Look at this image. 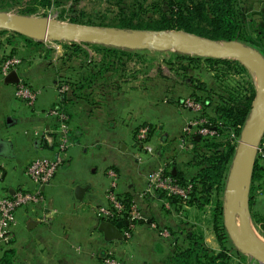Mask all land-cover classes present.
<instances>
[{
  "label": "crops",
  "instance_id": "0c3cea01",
  "mask_svg": "<svg viewBox=\"0 0 264 264\" xmlns=\"http://www.w3.org/2000/svg\"><path fill=\"white\" fill-rule=\"evenodd\" d=\"M236 2L235 6L241 15L250 16L246 21L257 25L258 33L264 36V0ZM0 85L10 93V100L0 105L4 107L0 112V197H3L15 190L32 187L24 176V169L33 158L54 155V147L46 142L44 134L56 122L45 111L52 107L57 96L54 88L45 96L41 93L46 91L41 89L35 103L30 106L16 100L15 83H6L1 79ZM184 87L185 96H188L191 87L186 82ZM131 90L125 102L116 98L114 102L107 100L102 105L91 101L86 105H76L74 110L69 108L68 124L72 145L66 151L63 165L43 188L44 203L18 210L11 246L23 244L31 247L43 243L49 249L71 248V251L83 253L79 245L82 246L86 240L91 241L92 236L100 235L104 243L110 242L98 230L102 219L95 211L97 206L107 203L110 179L106 172L110 168L117 174V194L136 201L146 218V222H131L129 241L121 239L110 242L109 248L113 252L117 253L118 249L121 252L125 247L130 251L136 249L140 245L142 231L147 227L183 226L180 221L175 223L186 210H178L179 207L172 206L170 202L167 206L165 198L157 196L147 195L141 200L140 194L146 187L148 174L158 166L168 168L170 173L174 169L172 175L176 171L186 170L185 164L191 150L179 148L178 138L184 125L195 113L181 107V99L174 100L172 94L162 93L153 98L139 93L137 89ZM20 119L30 145L24 148L25 156L16 158V138L12 129ZM142 123H148L154 128L151 137V144L156 150L154 155L136 146L135 129ZM199 137L195 135V139ZM76 186L85 187L81 199L74 195ZM250 196L249 190V200ZM251 201V204L248 201L250 216L251 212L257 214L255 208L260 205L264 211V184L261 181L256 183ZM184 209H190V206ZM259 219H264V212ZM128 225V220L123 218L116 226ZM74 238L84 241L76 244ZM210 247L215 249L212 245ZM92 253V250L89 251L90 256ZM130 258L128 261L133 262L134 259Z\"/></svg>",
  "mask_w": 264,
  "mask_h": 264
},
{
  "label": "rangeland",
  "instance_id": "374dc122",
  "mask_svg": "<svg viewBox=\"0 0 264 264\" xmlns=\"http://www.w3.org/2000/svg\"><path fill=\"white\" fill-rule=\"evenodd\" d=\"M27 1L22 0L10 8L0 6V12H4L7 15H23L22 11L27 6ZM56 2L59 3L57 4ZM110 2V0H55L51 7L47 9L40 8L28 16L48 17L63 23H75L70 21L72 17H75L82 22L77 24L115 27L110 26L117 24L115 21L116 8ZM236 4L238 5L237 2ZM144 16L146 17V15ZM248 17L250 16H241L245 25L244 32L249 37L258 31V26L246 21ZM173 30L176 29L165 31ZM240 42L248 45L243 41ZM73 44H76L79 48H74ZM95 44L98 43L51 39L36 40L23 35L15 36L11 31L0 28V65L4 58L16 57L20 60L19 67L17 68L19 79L27 83L38 94L46 91V93H41L42 96H45L47 92H51L49 91L50 89L54 88L57 102L60 95L65 93L67 100L62 104V109L66 112L67 116L70 113L69 108L74 110L75 107L81 104L86 105L87 102L91 101L93 104L98 102V104L102 105L107 100L114 102L117 98L121 102H125L128 96H130L131 88H133V91L137 89L139 93L153 98L155 95L162 93H165L164 95L172 94V98L177 101L186 97L184 79L190 75L196 80H204L209 84L219 75L221 80H217L216 82H222V84L228 86H237V83L241 90L247 89L248 82H250L253 86L254 96L257 85L260 82L258 75L253 72L252 68L241 62L246 71L238 73V69L235 67L227 68L222 64H214L212 67L205 63L203 59L189 64L184 58L187 56L207 57L205 55L185 53L175 48L158 50L153 46L145 49H134L128 56L116 60V64L111 72L106 74L105 79H102L103 77H98V69L103 64H107L108 61L106 59L107 56ZM215 69H218L217 73ZM91 74H96L93 77L95 81L92 84H88L82 80ZM3 78L0 72V80H3ZM62 85H67L68 90L60 92ZM2 89L3 87L0 85V105L3 103V106L6 104L5 102L10 100V93H7L4 89L2 91ZM41 89L43 90L41 91ZM2 106H0V112L4 110ZM249 117L250 113L240 129L239 136L233 138L235 150L242 141L243 132ZM22 124L23 122L20 119L14 126V130L12 129L14 131L13 135L16 138L14 141L16 145V158L25 156L24 148L30 145L28 135L24 133L25 128ZM226 180L227 175L221 196L223 223ZM211 196V200L215 198L214 194ZM205 202L206 199L202 200V209L191 206L190 209H184L179 206L178 210H186V212L182 217L177 218L178 220L175 224L180 221L179 223L184 226H157L156 228L150 229L147 227L144 229L141 234L142 236L139 238L140 245L132 251L127 250L126 247H122L123 250L121 249V252L119 249L117 253L113 252L109 248V244L112 241L104 243L100 235L92 236L91 241L86 240L82 246L80 242L84 240L81 241L80 238H74L76 239L75 243L80 244L79 247L83 253L71 251V248H69L70 251L66 248L49 249L43 243H36L34 246L31 245V247H25L26 245L23 244L11 246L10 243L0 246V264H105L103 260L108 253H110V256L112 255L120 260L122 264H166L167 258L173 250V241L178 238L181 239L182 236H180L179 232H182L181 230H184V228L202 232L206 245L210 249H212L210 245L214 246L215 249L212 250L218 252L220 245L214 235L210 216V204L212 202L210 201V204H206ZM260 206L262 208V205ZM260 206L255 208L256 211H254L257 214H253L254 218L250 216V212L247 210V217L254 243L264 250V245H261L258 241V238L264 241V234L260 229L259 223L257 224L253 220L259 219L264 212L263 209H260ZM234 217L235 221L238 222L237 212H235ZM164 229L167 230L168 235L161 234ZM131 230L129 236L123 237L122 241L127 242L130 240ZM228 234L230 238L229 245L237 248V245L231 239L230 232ZM76 244H74L75 247H77ZM91 250L93 253L90 256L89 251ZM241 254H243L242 258L232 256L231 263L264 264L248 254H244L243 252ZM130 256L134 259L133 262H129L131 260ZM129 258L130 260L128 261Z\"/></svg>",
  "mask_w": 264,
  "mask_h": 264
},
{
  "label": "trees",
  "instance_id": "16d2710c",
  "mask_svg": "<svg viewBox=\"0 0 264 264\" xmlns=\"http://www.w3.org/2000/svg\"><path fill=\"white\" fill-rule=\"evenodd\" d=\"M22 0H0V6L8 8L20 3ZM55 0H28L27 6L22 11L23 15L35 13L38 9L51 7ZM116 8L115 26L118 28L145 29L152 31L182 30L202 37L214 40L237 39L257 49L264 56V36L258 31L253 36H246L244 32V21L241 13L235 6L236 0H110ZM57 4L59 2H56ZM1 10V9H0ZM146 15V17L144 16ZM71 22L82 23L72 17ZM15 36L20 34L12 32ZM98 45L105 54L107 64L98 69V77L106 78L120 60L131 53L130 49L113 46ZM74 48L79 46L73 44ZM182 58V57H180ZM187 63L203 59L209 66L222 64L227 68L235 67L237 72H245V67L236 60L214 57L187 56L184 57ZM216 73L218 69H215ZM214 70V71H215ZM96 74L86 76L82 80L88 84L95 81ZM191 87L189 97L199 102L202 106L200 115L207 119V125L214 129L213 135H200L198 139L192 137L193 147L189 152L190 158L185 164L184 171H176L172 175L168 168L166 171L181 184H192V192L186 202L188 206L202 209V200L206 204L212 202L210 209L211 224L214 235L220 245L218 252L210 249L202 236V232L193 231L190 228L182 229L179 232L181 239L173 241V250L167 258L166 264H232V256L242 258V252L229 245V234L223 223L222 190L229 168L232 155L235 151L233 138L240 134V129L247 119L254 96L253 86L248 82L247 89H239L237 86H228L222 82L217 75L214 81L209 84L207 81L196 80L191 75L184 79ZM217 83V84H216ZM67 95L61 94L59 101L52 107L62 109ZM184 98L181 99V101ZM180 101V102H181ZM65 112V111H64ZM66 113V112H65ZM222 148V149H220ZM259 152L251 173L250 182V204L251 197L256 189V183L261 181L264 184V136L259 146ZM215 196L211 200V195ZM126 202L130 198L121 196ZM158 194L157 198H164ZM172 206H180L174 197L166 198ZM251 217L254 218L253 213ZM123 219V218H122ZM259 223L264 234V219H253ZM119 220H112L117 225ZM184 226V225H183ZM122 229L124 227L117 226ZM179 236V237H180ZM181 242V243H180Z\"/></svg>",
  "mask_w": 264,
  "mask_h": 264
},
{
  "label": "water",
  "instance_id": "95a60500",
  "mask_svg": "<svg viewBox=\"0 0 264 264\" xmlns=\"http://www.w3.org/2000/svg\"><path fill=\"white\" fill-rule=\"evenodd\" d=\"M0 28L36 40L93 42L130 50L145 49L149 46H153L158 50L175 48L185 53L236 59L257 70L261 80L257 85L248 119L249 122L251 116L255 114L254 122L251 132L245 140L242 138L241 143L236 148L228 169L225 184L224 225L227 231L230 232L232 241L241 252L264 263V250L258 247L250 236L247 217L251 173L264 136V56L257 49L245 45L237 39L219 41L179 30L151 31L101 27L90 24L63 23L43 16L7 15L4 12H0ZM18 80L19 75L16 71L9 72L3 78L6 83H17ZM257 105L260 110L255 113ZM244 170L245 176L242 182ZM172 173H174V169ZM84 190L85 187L76 186L74 188L75 197L81 199ZM236 211L238 215L237 224L234 221ZM98 230L102 232L104 239L107 241L123 238L122 230L110 221H100Z\"/></svg>",
  "mask_w": 264,
  "mask_h": 264
},
{
  "label": "built area",
  "instance_id": "2783aa9c",
  "mask_svg": "<svg viewBox=\"0 0 264 264\" xmlns=\"http://www.w3.org/2000/svg\"><path fill=\"white\" fill-rule=\"evenodd\" d=\"M20 60L16 57H6L0 65L1 75L4 77L11 71H16L19 67ZM68 90L67 85L60 87V92ZM37 92L33 90L27 83L21 79L15 83L14 95L20 101L27 105H33L37 99ZM181 107L190 110L195 115L188 120L181 130L178 138L179 148L190 151L193 147L191 138L195 135H213L215 131L207 125V119L200 115L202 106L193 98L186 96L181 102ZM45 114L54 118L55 124L52 129L44 134V139L54 147V155L51 157H35L24 169V176L31 183V188H23L15 190L10 195L0 197V246L10 244L13 240V228L17 221V212L21 208L41 205L45 201L43 188L50 183L56 171L63 165L65 154L72 145L70 138V127L68 124V116L66 113L57 108H49ZM153 133V127L148 123L140 124L135 131L136 146L142 151L154 155L155 148L150 143ZM107 175L110 179L109 188L107 190V203L95 208L97 216L102 220L110 221L115 219H126L129 222L127 227L122 228L123 237H128L132 229L133 221L146 222V218L142 215L138 204L134 200H130L127 204L123 198L116 192L117 174L114 169H108ZM192 192V184H181L171 174H169L164 166H158L152 170L146 179V187L141 192V200L145 196H157L163 194L165 203L169 206V200L166 198H176L178 204L183 208L186 205ZM152 225V224H151ZM155 227L154 225H152ZM162 235H168L167 230H162ZM109 254V255H108ZM103 262L105 264H122L120 260L108 253Z\"/></svg>",
  "mask_w": 264,
  "mask_h": 264
},
{
  "label": "bare ground",
  "instance_id": "6f19581e",
  "mask_svg": "<svg viewBox=\"0 0 264 264\" xmlns=\"http://www.w3.org/2000/svg\"><path fill=\"white\" fill-rule=\"evenodd\" d=\"M253 70V72H255L257 75H258V77H259V81L261 80V77H260V74H259V72L257 71V70H255V69H252ZM260 83V82H259ZM259 110H260V108H259V106L257 105L256 106V112L255 113H258L259 112ZM254 115L255 114H253L252 116H251V120L248 122V124H246V127H245V130H244V132H243V138H244V140H245V138L247 137V135L251 132V129H252V126H253V122H254ZM244 176H245V170H244V172L242 173V182H243V178H244ZM237 212V211H236ZM234 221H235V217H234ZM236 222V221H235ZM237 223V222H236ZM249 231H250V229H249ZM250 236H251V233H250ZM252 237V236H251ZM258 241H259V243L262 245H264V241L263 240H261V239H259L258 238Z\"/></svg>",
  "mask_w": 264,
  "mask_h": 264
}]
</instances>
